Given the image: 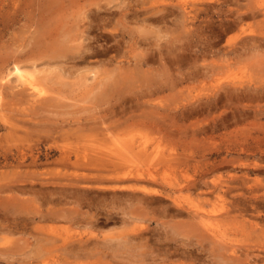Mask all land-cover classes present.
<instances>
[{
    "label": "rangeland",
    "instance_id": "obj_1",
    "mask_svg": "<svg viewBox=\"0 0 264 264\" xmlns=\"http://www.w3.org/2000/svg\"><path fill=\"white\" fill-rule=\"evenodd\" d=\"M154 6L160 12L142 23ZM263 8L264 0H0V75L15 61L35 66L51 97L33 104L15 96V82L0 89L11 122L0 119V264H161L164 254H139L140 224L151 247L185 251L166 264H264V19L251 16ZM141 56L150 60L139 68ZM36 146L55 154L21 164L17 153ZM62 149L87 163L119 159L138 176L96 179L87 164L81 194H44L71 183L59 173H84L57 162ZM145 191L165 195L151 194L149 206L127 195ZM170 194L211 230L175 227L187 219L172 217ZM128 233L133 240L120 244Z\"/></svg>",
    "mask_w": 264,
    "mask_h": 264
},
{
    "label": "bare ground",
    "instance_id": "obj_2",
    "mask_svg": "<svg viewBox=\"0 0 264 264\" xmlns=\"http://www.w3.org/2000/svg\"><path fill=\"white\" fill-rule=\"evenodd\" d=\"M169 4L172 5L173 3H169ZM171 5H170V8H171ZM159 8L155 7V6L152 9L148 8L149 10H146V12H144V14H145L144 18H141L142 23L149 22L154 14L156 15L157 13L160 12V11H157V10H159ZM179 9H183V8L180 6ZM163 10H166L168 13L172 11V10L171 11L167 10V5L166 4L163 5ZM251 16H254V18H257V17L261 16L264 19V8L260 9L259 12L258 11L257 12H253L252 11L251 12ZM164 17H165V14L161 15L160 17H154L153 21H156V22L160 21V19L164 18ZM243 19H245V16L244 15H240L238 18H235L232 23H227V24L221 25V31L222 32H227L228 30L233 28L236 24L240 25L242 23ZM253 43H255V41L252 42L251 44L253 45ZM251 44H248V45L251 46ZM255 46L257 48L258 45H255ZM255 46L253 45L254 48H255ZM211 47L213 48V46H211ZM88 51H90V50H88ZM17 55H19V54H17ZM17 55H15V57ZM148 60H150V59L141 56V58H139V60H137L136 66L141 68L144 65H148ZM117 63H118V61H117ZM24 64H23V61L22 62L15 61V63L13 65H11V68H9V69L7 68L8 70H7L6 73H4V75H3V73H2V75H0V81H1L0 89L3 88L6 83L15 82V85L13 86V88L20 87L19 91H14L15 92V96L20 95V97H23V96L25 98L28 97V98H30L29 100H32L33 104H35L36 101L37 102H42V103L43 102L44 103H49L48 101H50L51 97H49L50 99L47 98L46 95L48 94V90H46L43 87L44 84H42V82L46 83V80L44 79L45 77L44 76L42 77V75H39V73L40 74H42V73L39 72V69L37 67H35V66L27 67V64L26 65H24ZM35 65L37 66V64H35ZM161 66H164V65L161 64ZM39 76L42 77V78H39ZM41 79H44L45 81L42 80V82H41ZM160 89H162V88H160ZM157 91H158V89L156 88L154 90V92H157ZM4 94H5L4 91L0 90V119L5 124H8V126H10L11 122L9 121L8 116H6V113L3 112L7 108H9L8 107L9 104H7V103L4 104L3 103V99L5 97ZM228 95H231V92H229ZM45 96H46L47 99L45 98ZM26 100H27V98H26ZM111 108H114V107L111 106ZM192 112H195V111H192ZM59 152H60L59 153L60 157H59V161H57V162H60L61 166L64 169L74 168L77 171H79V170L83 171L84 170V173H80V174L79 173H77V174L74 173V174H71V175H67L66 173L65 174L59 173V176H65V175L69 176V178L71 180V183H70L71 185L70 184H64L63 186H60L59 188H52V189L45 187V189L43 190L44 194H52V195H54V194L62 195L63 194L64 196L73 195V194H81L82 192H80V190L76 187V184L79 183V182L81 183L83 180H87V174H85L86 173L85 171H87L88 166H89L90 170L95 172L93 174V176L96 179H99L100 177H102V178L107 177L108 179H111V180H112V178L121 179L123 177L124 178L135 179V177L138 176V174L135 173V171L130 170L128 167H126V168L123 167L124 166L123 161H121L119 159L100 157V158L95 159L94 162L89 161L90 163H87V157L83 156V155L80 156V154L78 152L72 151L74 156H75V158H76V159L74 158L75 159L74 161H73L71 150L69 151L68 149L67 150L66 149H62ZM142 152L145 153V154L147 153V146L146 145L142 147ZM54 154H55V149H51V147L46 148L45 152L43 153L40 150L39 146H36L35 150L31 151L29 156H27V154L25 152H18L17 155H18L19 158L17 157V159H18V161L21 164H24L25 163L24 161H27V159H28L31 162V164H32V165H29V166H38L40 164L39 161L42 158H48V157H50V156H52ZM157 158H158L157 156L155 158L153 156V160L154 161H156ZM3 159L7 160L8 159V155H4ZM87 164H88V166H87ZM19 166L22 167L23 165H19ZM109 177H111V178H109ZM145 178H149V180L153 179L152 178V174L150 172H149V175L147 177H145ZM20 179H21V177H20ZM192 185H194V184H190L189 183L188 185H186V187L187 186H192ZM174 186H176V185L175 184H171V188H175ZM178 188L179 189H183L182 186L179 187V185H178ZM21 190H25V187H22ZM103 190H106V189H103ZM132 190H135V189H131V191ZM30 191H32V189ZM112 191H113V194H115V195H117V193L120 192L119 189H116V188H113ZM157 193H159L161 195H165L163 191H160V192L145 191V192H143L141 197H138L134 192L128 193L127 195H129L131 197V199L135 198L136 200L139 201V203H142V204L146 203L145 205L149 206L150 204L153 203V201H155L154 200L155 198H154L153 195L154 194L156 195ZM151 194H153V195H151ZM104 195H105V193H104ZM167 197L170 199V204H172L174 206V208L170 206L171 209H172V212L174 213V214H172V217L186 215V219L187 220H185V222L183 220H179V221L175 220L176 221V223L174 222L175 223L174 224L175 227H177V228H184L185 227L184 229H189V227H190L191 230L193 228L194 231L197 230V229H202V230H205V231L209 232L211 230L207 226V223L205 222V215L203 213H201L197 209H193V207L190 206V205L185 206L182 202L179 201L178 198H176V197L173 198L171 196V194H170V196H167ZM166 206H164L162 208L165 209V211H167V213H168V209L169 208H167ZM230 212H231V210L230 211H226V215L227 216L225 215L223 218H226V219L230 218L229 217ZM107 214H104V215H106L105 218H104L105 221H112L113 220V215L111 213H110L111 215H107ZM164 215H165V213H164ZM92 218H93V221L91 220V224L97 225V223L99 222V217L95 216V217H92ZM122 219H123V223L124 222L126 223L128 218L126 219L125 217H123ZM229 221H230V219H229ZM147 229H148V226L140 224L139 226L136 227V229L133 230V232H134L133 235H134L135 238L138 239L139 242H140V240H144L143 243H141V242H140V244L138 243L139 245L135 244L136 247L139 246L137 248L139 252H140L141 249L144 248V250L139 253L140 255H143L145 257H149L152 254L157 252L160 255L164 254L166 259H167L169 254L177 255V256H180V257L181 256L183 257L185 255V251L180 249V248L179 249L177 248V249L171 251L170 250L171 248L170 249L169 248L168 249L167 248H165V249H163V248L161 249L160 248L159 249L156 246H154V247H156V249H155V248L151 247L150 245H148L149 240L145 236V234H146L145 232L147 231ZM161 238L162 237H159L160 240H161ZM131 240H133V239L129 236V233H128V237L126 239H124V237L121 238L119 240V243L121 244V242H122L123 244H126L127 242H130ZM133 250H135V249H133ZM138 251H136V252H138ZM87 252H88V249H87ZM245 255L249 256L248 253L247 254L245 253ZM166 259L162 258V260H161L162 263L161 264H166ZM52 264H55V263H52ZM56 264H81V263L79 261H77L76 259H74V258L72 259L71 257H67L66 259L63 260V262L56 263Z\"/></svg>",
    "mask_w": 264,
    "mask_h": 264
}]
</instances>
